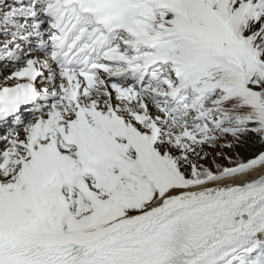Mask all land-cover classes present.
<instances>
[{"label": "snow or ice", "instance_id": "1", "mask_svg": "<svg viewBox=\"0 0 264 264\" xmlns=\"http://www.w3.org/2000/svg\"><path fill=\"white\" fill-rule=\"evenodd\" d=\"M9 66L0 264H264V0H0Z\"/></svg>", "mask_w": 264, "mask_h": 264}, {"label": "trees", "instance_id": "2", "mask_svg": "<svg viewBox=\"0 0 264 264\" xmlns=\"http://www.w3.org/2000/svg\"><path fill=\"white\" fill-rule=\"evenodd\" d=\"M260 147H262L258 142L255 141H249L247 145L242 146L241 154L243 155H250L256 150H258Z\"/></svg>", "mask_w": 264, "mask_h": 264}, {"label": "rangeland", "instance_id": "3", "mask_svg": "<svg viewBox=\"0 0 264 264\" xmlns=\"http://www.w3.org/2000/svg\"><path fill=\"white\" fill-rule=\"evenodd\" d=\"M237 150L241 152V151H242V147H241V148H239V149H237ZM223 162H225V163H226V161H223Z\"/></svg>", "mask_w": 264, "mask_h": 264}, {"label": "bare ground", "instance_id": "4", "mask_svg": "<svg viewBox=\"0 0 264 264\" xmlns=\"http://www.w3.org/2000/svg\"><path fill=\"white\" fill-rule=\"evenodd\" d=\"M4 76V75H3ZM3 79V78H2Z\"/></svg>", "mask_w": 264, "mask_h": 264}]
</instances>
